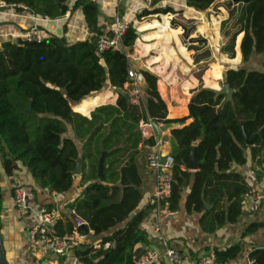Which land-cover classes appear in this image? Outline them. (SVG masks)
<instances>
[{"label": "trees", "instance_id": "16d2710c", "mask_svg": "<svg viewBox=\"0 0 264 264\" xmlns=\"http://www.w3.org/2000/svg\"><path fill=\"white\" fill-rule=\"evenodd\" d=\"M6 1L25 4L37 15L53 19L81 8L93 33L101 35L106 31L100 23L99 0ZM217 1L188 0L187 5L204 12ZM227 2L229 8L237 6L239 13L226 49L235 52L238 35L241 52L237 50V57L242 53L246 62L253 55L264 54V0ZM155 5L139 16L177 12L172 6L162 9ZM231 11L234 13V9ZM163 19L144 22L138 29H158L145 34V38L161 36L159 32L169 28L170 15H163ZM172 23L177 25L178 21ZM137 26L129 27L123 51L99 53L94 39L71 42L66 35L55 33L41 40L19 37L0 42V176L2 172L13 175L21 164L40 188L65 194L74 187L80 164V194L68 204L88 222L79 231L97 236L125 223L102 238L101 244L114 242L108 249L102 246L75 252L82 264H135L141 254L136 245L148 241L142 223L155 206L140 208L144 197L138 167L140 120L182 123L171 130L176 151L174 178L171 194L163 200L162 207L179 210L189 188L185 209L200 214L203 232L216 233L227 224L237 223L244 214V194L249 187L240 182L239 175L228 171L234 163L247 162L246 150L250 149L252 157H258V164L264 167V70L227 68L224 84L233 89L229 97L216 90L222 72L217 63H212L206 77L212 88L201 84L192 91L189 115L183 118H168V106L158 88L159 78L147 69L139 70L146 82L139 103L120 94L116 104L96 107L110 93L92 95L108 85L124 89L131 82L130 53L138 38ZM184 29L188 35L190 29ZM181 51L190 55L187 48ZM73 104L78 112L73 110ZM91 111V117L86 116ZM189 118L193 120L186 124ZM246 136L254 138V145L247 144ZM196 141L199 143L194 145ZM147 142L154 144L155 140L151 137ZM192 158L199 164L195 170L189 168ZM46 206L50 212L55 207L51 203ZM55 228L59 234L74 231L69 213L66 219L57 220ZM260 228H264V220L253 221L242 236ZM214 252L223 264H233L244 255L245 248L236 242L225 248L215 247ZM250 257L254 259L252 264H264V246L253 249Z\"/></svg>", "mask_w": 264, "mask_h": 264}, {"label": "crops", "instance_id": "0c3cea01", "mask_svg": "<svg viewBox=\"0 0 264 264\" xmlns=\"http://www.w3.org/2000/svg\"><path fill=\"white\" fill-rule=\"evenodd\" d=\"M99 1L101 4L100 23L106 30L105 32H107L110 27L111 17L117 6V0ZM187 1L188 0H167L168 3L172 4L170 6L176 9L177 12H175V14H178V16L183 12L186 17L188 16L194 19H200L203 17L206 19V15L208 14L207 11L209 10L204 12L197 11L188 6ZM220 1L221 0H218L213 7L220 4ZM125 4L126 7H124V9L126 14L133 19L134 17L132 14L134 9L140 6L142 7L143 0H126ZM217 8H219L217 14L221 13L224 15V7L218 5ZM36 24L39 26V33L43 36H47L50 33L66 35L71 42L90 37L91 30L85 22L84 13L81 8L73 13H66V15L51 21L37 20L35 16L32 15L31 11H21V13L17 15L0 13V42L8 38H23L29 29ZM198 24L199 23H197V25ZM177 25L183 24L178 22ZM153 30L154 29H149L144 32H151ZM193 39L195 38L190 39L191 44L196 43ZM240 42L239 44L236 43V54L238 51L241 52ZM176 45H178V43ZM192 47L187 48L190 53L194 50ZM147 50L149 49H146V51ZM194 54L186 56L182 53V57L178 55L175 57L176 59L169 61V63H166L168 59H164V61L163 59H160L161 56H153L150 58L145 55L146 61L150 62L152 72H159L162 77L158 80V88L161 96L167 103L168 118L187 117L189 115V101L193 94L192 91L200 86L202 79L204 81L206 80L209 69H204L202 76L196 74V63L202 62L205 58L196 56V59ZM238 58H242V53ZM171 62H175V65L170 68L169 64H171ZM167 65L169 66L166 67ZM129 87V84H125L126 89ZM205 87H207V85H205ZM114 88L115 87L108 88L104 92L110 93V95L109 97L103 98L97 106L106 104L109 99L112 100V98H114L113 91L111 90ZM130 95L132 98V90L130 91ZM118 97L117 93V97L114 98L115 102H117L116 100ZM110 103L114 104L112 101ZM192 120L193 118H189L186 124H189ZM179 126H182V123L173 124L172 127L163 132V137L168 141V144L162 147V153L175 151L173 148L171 130L172 128ZM247 144L249 143L247 142ZM249 145H254V142ZM140 149L138 167L143 180L142 187L144 190V197L140 205L141 208L150 204L151 197L156 188L157 175L156 171L151 169L147 164L145 147L140 145ZM246 156L247 162L245 164L234 163L228 172L239 175L240 182L244 181L249 189H256L264 193V167L258 164V157L255 159L252 157L250 149L246 150ZM17 181L35 192V198L31 201V206L34 210H37L41 206L47 207L46 205L51 203L55 205L53 212L62 219L67 218V214L71 209L68 207V204L80 194L81 190V175L76 178V183L69 192L65 194H57L48 189L40 188L39 184L29 173L28 169L21 164L20 169L16 170L13 175H7L5 172H2L0 176V233L7 264H79L80 261L75 256V253H72L69 256H63L60 259L43 250L41 245L32 244L29 241L27 228L36 222V217L33 211L30 216L26 217L22 215L16 207L14 202L13 184ZM188 191L189 188L184 192L181 208L175 210L177 213L167 214L164 211L161 215H158V213L153 210L147 216L142 223V229L146 232L148 241L137 244L136 249H139L141 253H143L148 247L161 251L159 240L161 235L155 228L157 225H160L164 232V237L170 241L169 244L171 243L170 245L176 248L180 252V255H183L181 257V264H194L197 261V258L191 256V252L199 254L197 257L200 258L207 252V249H209L210 253L214 251L215 247L225 248L236 242H241L244 245L245 253L233 264H247L245 257L249 252L248 250L264 246V228H260L253 234H249L245 237L242 236V233L249 223L264 220V204L261 210L257 212L258 214L251 213L253 215L248 214L249 211L246 210L244 205V214L240 217L237 223L227 224L216 233H206L201 231L200 228V214L188 213L185 209ZM124 224L122 223L118 225L108 233L97 236L93 235V243L95 245L100 244L104 236L111 234L117 228L123 227ZM96 238L101 239H98L99 241L96 243Z\"/></svg>", "mask_w": 264, "mask_h": 264}, {"label": "built area", "instance_id": "2783aa9c", "mask_svg": "<svg viewBox=\"0 0 264 264\" xmlns=\"http://www.w3.org/2000/svg\"><path fill=\"white\" fill-rule=\"evenodd\" d=\"M72 3L77 0H70ZM167 2V0H164ZM156 0H143L145 8H151L154 6ZM123 0H117V6L110 20V27L107 32L101 35L95 34L90 31V37L85 39H94L98 37L96 47L99 53H103L106 50L123 51V39L133 24V20L130 16L122 10ZM19 7L24 8L23 11H30L28 6L22 3H13L6 0H0V13H9L12 15L20 14ZM71 11H67V14ZM37 20L51 21L53 18L48 15L40 16L32 12ZM66 15V14H65ZM59 18V17H58ZM57 19V18H55ZM45 36L39 33V26L36 24L32 26L23 38L28 40L43 39ZM84 39V40H85ZM140 73L131 67L129 70V76L131 79L129 84L133 86L132 95L136 103H139L144 96V87L139 81ZM139 128L142 132L141 146L146 149L147 164L151 169L156 171L157 183L153 196L151 197L150 204L154 205L155 212L161 215L164 211L167 214H174L177 211L164 209L162 202L170 196L173 186V169L176 160L175 151H169L162 153V147L168 144V141L163 137L158 136V133L152 126L151 121L140 120ZM153 137L154 144L147 142V139ZM165 157L164 163L160 162L161 157ZM14 202L18 210L22 215L28 217L33 211L36 222L27 228V236L32 244L41 245L42 249L46 252H53L60 256H69L77 251H85L89 248L104 249L114 245V242L108 241L104 244L95 245L92 241L93 234L84 233L79 231V228L88 224L86 219L82 217L78 211L74 208L69 210V218L74 224V231L59 234L55 228V224L60 217L53 211H49L47 207L41 206L37 210H34L31 206V201L35 198V192L32 189L26 188L20 182L13 184ZM264 204V193L256 189H249L244 194L243 207L245 205L246 210L250 213H257L261 210ZM156 231L160 233L161 251L155 248L148 247L135 258V264H177L181 259L180 252L169 244L167 238L164 237V232L160 225H157ZM245 259L247 264H252L254 259L246 255ZM82 264V262H79ZM194 264H223L217 259L215 252H210L201 256Z\"/></svg>", "mask_w": 264, "mask_h": 264}, {"label": "rangeland", "instance_id": "374dc122", "mask_svg": "<svg viewBox=\"0 0 264 264\" xmlns=\"http://www.w3.org/2000/svg\"><path fill=\"white\" fill-rule=\"evenodd\" d=\"M125 2L126 0H123V3H122V6H123L122 10L124 12H126L124 9V7H126ZM156 2H158V0H156ZM227 3H228L227 1L221 0L220 4H218L224 7L225 9L224 15H222L221 13L217 14V11H219V8H217L218 5H216L215 7H211L209 11H207L208 14L206 15L207 16L206 19L203 17L200 19L199 18L194 19L188 16L186 17V15H184L183 12L179 16L178 14H175L173 12H168V13L150 14L147 16L140 17L139 15H142L144 10L147 9V7L145 8L143 4L142 7L140 6L134 9L132 16L135 19L133 18L132 20H133V24L138 25L137 26L138 38L136 40L134 49L130 53L132 68L135 69L137 72H139L140 69H147L152 72L150 62L146 61L145 55L149 56L150 58L153 56H161L160 59H163V61L164 59H168L166 63H169V61H173V59H176L175 58L176 56L178 55L181 56L182 54L181 50L194 46L195 48L193 51H191L190 54L195 53L194 54L195 57L197 56V57L205 58L202 62L196 63L197 65L196 74L198 76H202V74L204 73V69L207 68V70L208 69L210 70L211 68L210 66L212 63H217L216 67L217 68L219 67V69H221L222 78L218 81L220 87L217 90H220L223 88L224 73L226 69L231 66H244V67H247L248 69L264 70V67L262 66V63L264 61V54L253 55L250 58V60L245 62L243 60V57L240 59L237 57V54H236L237 44L235 45V52H232L231 50L226 49L228 43L230 42V36L235 30L234 26L237 21L238 13H239L237 10L238 9L237 6L236 8H234L235 5H233L231 6V8H229L227 6ZM170 5L172 4L164 0H161L157 4V6L155 5V7H161L162 9H165L169 7ZM232 9H234V13H232L231 11ZM163 15H170V20L167 19V25L169 28H166L165 31L163 32H159L162 34L161 36H153L151 38H145V34H153L155 31H158V29H154L151 32H140L138 29L139 26L143 24L144 22L151 21L153 19H157L160 22H163L164 20ZM173 20L178 21L182 23L183 25H174L172 23ZM197 23L199 24L197 25ZM185 26L188 29H190V33L188 35L185 34V29H184ZM191 38L199 39V41H196L195 44H191L190 42ZM237 38H238V35H237ZM237 38H236V43H237ZM177 43L178 45H176ZM146 49H149V50L146 51ZM169 65L171 68L173 65H175V62L174 63L171 62V64ZM169 65H167L166 67H168ZM153 73H155L158 76L159 78L158 80L162 78L159 72H153ZM210 73L212 74L213 71L211 70ZM201 84H203L204 86L207 85V87L211 88V86L207 84V80L204 81L202 79ZM158 86H159V81H158ZM108 88L110 89L113 87L108 85V87L98 92L97 94L104 93ZM132 89H133V86H130L128 89L124 87L123 90L130 94V91ZM111 90L113 91L114 98L117 97V89L114 88ZM114 98H112V100L109 99L107 103H110L112 101V103L115 104L116 102ZM131 100L135 102L133 96ZM74 106L75 105L73 104V110L76 111L74 109ZM91 113L92 111L90 112L89 115H86V116L91 117L90 116ZM160 124H164V123H160ZM80 175H82L81 172H76V177H80ZM248 214L253 215L250 212H248ZM98 239H101V238H96L95 240L96 243L99 241ZM252 250L249 249L248 250L249 252L247 255L250 256V253L252 252ZM207 252L209 253V249H207ZM207 252L204 253L203 255L208 254ZM48 253H51L55 255V257L60 258V259L62 257L60 255L54 254L53 252H48ZM190 254L193 258H197V260L199 259L197 257L199 254L192 253V252ZM182 256L183 255H181V257ZM181 262L182 260L180 259V261H178L177 264H181Z\"/></svg>", "mask_w": 264, "mask_h": 264}, {"label": "water", "instance_id": "95a60500", "mask_svg": "<svg viewBox=\"0 0 264 264\" xmlns=\"http://www.w3.org/2000/svg\"><path fill=\"white\" fill-rule=\"evenodd\" d=\"M19 11H23L24 8L22 7H19L18 8ZM106 28V27H105ZM97 41H98V37L96 38V41H95V45L97 44ZM139 81L141 82V85L143 87H145L146 85V82H145V78L143 76V74H140L139 75ZM219 92L221 93H228L229 97H231L232 93H233V89H231L230 85L229 84H224L223 85V88L218 90ZM117 93H118V96L120 94H123L125 95L128 99H131V95L127 92H125L122 88H117ZM152 123V126L154 127V129L156 130V132L158 133V136L161 137L163 135V132L166 131L167 129H169L170 127L173 126V124L171 123H167V124H160V123H157L155 121H151ZM246 141L249 143V144H252L254 142V138L252 137L251 139H248L246 137ZM199 143V141H196L194 142V145H197ZM165 161V157H161L160 158V162L161 163H164ZM199 166V164L196 162V160L194 158H192L191 160V163L189 165V168L191 169H196L197 167ZM103 169H104V165L101 164L100 166V172L102 173L103 172ZM77 172H81L80 170V164L78 165V168H77ZM132 217V215H131ZM0 264H7V261H6V257H5V253H4V248H3V244H2V237H1V233H0Z\"/></svg>", "mask_w": 264, "mask_h": 264}]
</instances>
